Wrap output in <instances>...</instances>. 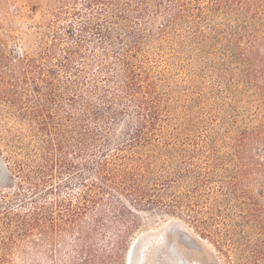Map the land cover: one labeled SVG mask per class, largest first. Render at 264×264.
<instances>
[{"label":"trees","instance_id":"obj_1","mask_svg":"<svg viewBox=\"0 0 264 264\" xmlns=\"http://www.w3.org/2000/svg\"><path fill=\"white\" fill-rule=\"evenodd\" d=\"M222 1L202 6L200 0H56L52 16L61 19L64 14L80 20L70 21L65 32L51 30L52 40L35 56L22 50L13 60L0 57L3 73L14 76L10 81L0 72V81L8 83L1 89L6 94L2 97L5 95L3 99L15 109L5 114L30 125L28 134L36 141L35 148L42 151L43 164L37 171L48 175L42 181L48 186L42 188L32 181L30 193L15 194L34 203L25 214L15 215L17 226L28 228L26 235L37 230L50 239L53 234L62 237L70 233L83 256L77 264H98L107 258L125 264L130 234L139 225L136 210L152 204L172 211L182 205L187 211L194 210L183 197L174 199L175 195L167 202L161 190L175 177L177 181L190 175H209L207 168L191 159L207 158V141L197 142L193 151L187 146V140L200 135L177 126L167 91L161 90L162 73L153 71L148 62L164 51L172 58L180 52L179 25H191L184 29L187 42L199 37L205 41L206 31L201 26L209 27L210 13L223 9ZM67 2L76 5L71 8ZM38 3L25 0L34 9ZM165 14V22L155 25ZM215 31L219 38L225 36L223 28ZM239 38L227 40L234 44ZM59 39L71 42L56 57ZM213 42L219 44L217 36ZM221 45L228 49L229 44ZM153 49L160 53L152 55ZM126 114L131 116L130 124L116 128L119 116ZM26 135H14L17 146L24 144ZM53 175L66 177L54 183ZM156 175L170 176L161 179ZM195 182L191 178L188 189ZM76 183V192L67 191ZM105 195H111V209L86 229L85 215L104 203ZM10 198L9 190L0 189V210L5 212L0 219L9 224L14 217L8 210ZM124 198L132 202L134 210L125 205ZM188 216L200 222L197 215ZM108 228L114 234L110 239L104 233ZM99 231L103 232L100 243L95 235Z\"/></svg>","mask_w":264,"mask_h":264},{"label":"rangeland","instance_id":"obj_2","mask_svg":"<svg viewBox=\"0 0 264 264\" xmlns=\"http://www.w3.org/2000/svg\"><path fill=\"white\" fill-rule=\"evenodd\" d=\"M39 1L34 9L25 0H0L1 58L13 60L22 50L35 56L45 48L46 41L52 40L51 30L65 32L70 21L80 20L64 14L61 19L54 17L51 14L57 7L56 0ZM200 1L202 6H208L212 0ZM80 2L78 7L82 6ZM74 5L67 2L71 8ZM222 5L223 9L211 11L209 27L200 25L206 31L205 41L199 37L187 42L184 29L191 25L185 23L178 26L183 43L174 58L168 51L162 52V56L153 55L160 53L157 49L151 51L149 67L162 73L161 90L167 91L177 126L200 135L187 140V146L193 151L197 142L207 141V158L191 159L197 166L207 168L209 175H190L177 181L175 177L161 190L167 202L175 195L174 199L183 197L193 211H187L185 205L172 211L158 204L135 211L139 225L130 234L125 264L133 241L140 236L143 242L138 264H264V0H224ZM165 16L160 15L154 24L164 23ZM222 28L227 38H219L215 31ZM214 36L219 39L217 45ZM238 36L236 43L228 41H235ZM69 42L58 40L56 57ZM221 43L229 44L228 49L224 50ZM179 45L174 44L177 48ZM3 68L1 64L0 72L13 81L14 76L4 74ZM7 84L0 81V189L9 190L12 198L8 210L14 217L10 224L0 219V264H77L83 256L70 233L45 239L37 230L26 235L28 228L17 226L15 215L25 214L34 203L15 194L30 193L32 181L42 188L49 184L42 183L48 175L37 171L43 164L39 156L42 151L35 148L36 141L28 134L30 125L5 114L15 110L3 99L6 94L1 89ZM131 121L127 114L119 116L115 127L124 124L125 129ZM17 133L27 134L24 144L19 146L14 137ZM161 176L170 175H156ZM64 177L53 175L51 179L57 183ZM191 178L196 182L188 189ZM202 179L206 180L201 182ZM78 187L76 183L73 190L67 191L74 193ZM110 196L105 195L104 203L85 215L86 229L111 209ZM124 202L134 210L131 201L124 198ZM4 213L1 209L0 217ZM189 214L197 215L200 222H195L197 218L192 220ZM78 230L75 229V235ZM99 232L95 235L100 243L103 232ZM104 233L109 239L114 235L109 228ZM184 234L188 236L186 241L182 240ZM173 243L180 254L172 249ZM142 250L147 253L146 260L141 257ZM108 259L99 260L98 264H115V258Z\"/></svg>","mask_w":264,"mask_h":264},{"label":"water","instance_id":"obj_3","mask_svg":"<svg viewBox=\"0 0 264 264\" xmlns=\"http://www.w3.org/2000/svg\"><path fill=\"white\" fill-rule=\"evenodd\" d=\"M182 240L184 241L188 240L187 234H184V236L182 237ZM142 242H143L142 236L137 237L135 241L133 242L131 250H130V254H129L128 264H138L139 249L142 245ZM172 249L174 250L176 254L181 253L176 247L175 243L172 244Z\"/></svg>","mask_w":264,"mask_h":264},{"label":"bare ground","instance_id":"obj_4","mask_svg":"<svg viewBox=\"0 0 264 264\" xmlns=\"http://www.w3.org/2000/svg\"><path fill=\"white\" fill-rule=\"evenodd\" d=\"M135 241V240H134ZM133 241V242H134ZM133 244V243H132ZM132 247V246H131ZM131 247H130V250H131ZM130 250L128 252V256H127V263H128V259H129V254H130ZM142 259L146 260V257H147V253L144 252V250H142Z\"/></svg>","mask_w":264,"mask_h":264}]
</instances>
